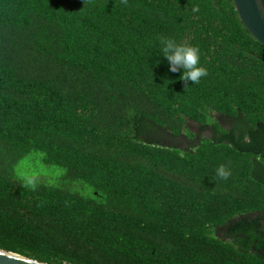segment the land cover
I'll return each mask as SVG.
<instances>
[{"label": "trees", "instance_id": "16d2710c", "mask_svg": "<svg viewBox=\"0 0 264 264\" xmlns=\"http://www.w3.org/2000/svg\"><path fill=\"white\" fill-rule=\"evenodd\" d=\"M160 36L208 75L185 88ZM0 248L264 264V45L233 0H0Z\"/></svg>", "mask_w": 264, "mask_h": 264}, {"label": "clouds", "instance_id": "9594fccd", "mask_svg": "<svg viewBox=\"0 0 264 264\" xmlns=\"http://www.w3.org/2000/svg\"><path fill=\"white\" fill-rule=\"evenodd\" d=\"M124 6H128V0H120ZM193 12L199 11V6H193ZM160 44V53L166 58L169 64V71L176 73L183 69L180 79L184 82L185 88L191 84H199L201 79L208 75V69L201 65V51L199 46L193 45L184 40L177 42L174 38L160 36L157 38ZM216 175L222 180H227L231 175V170L221 164L216 170ZM25 186H30L35 190L34 179L29 178Z\"/></svg>", "mask_w": 264, "mask_h": 264}, {"label": "water", "instance_id": "95a60500", "mask_svg": "<svg viewBox=\"0 0 264 264\" xmlns=\"http://www.w3.org/2000/svg\"><path fill=\"white\" fill-rule=\"evenodd\" d=\"M237 13L255 39L264 45V0H233ZM0 264H51L0 248Z\"/></svg>", "mask_w": 264, "mask_h": 264}, {"label": "rangeland", "instance_id": "374dc122", "mask_svg": "<svg viewBox=\"0 0 264 264\" xmlns=\"http://www.w3.org/2000/svg\"><path fill=\"white\" fill-rule=\"evenodd\" d=\"M34 156H28L22 163L21 168H19V172L24 174L25 176L39 175L43 173L44 167L42 163L40 164L39 160L34 159Z\"/></svg>", "mask_w": 264, "mask_h": 264}]
</instances>
